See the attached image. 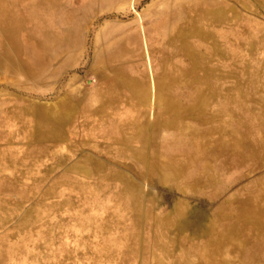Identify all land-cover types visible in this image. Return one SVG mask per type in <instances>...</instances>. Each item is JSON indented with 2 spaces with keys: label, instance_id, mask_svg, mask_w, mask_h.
I'll return each mask as SVG.
<instances>
[{
  "label": "rangeland",
  "instance_id": "rangeland-1",
  "mask_svg": "<svg viewBox=\"0 0 264 264\" xmlns=\"http://www.w3.org/2000/svg\"><path fill=\"white\" fill-rule=\"evenodd\" d=\"M0 264H264V0H0Z\"/></svg>",
  "mask_w": 264,
  "mask_h": 264
},
{
  "label": "bare ground",
  "instance_id": "bare-ground-1",
  "mask_svg": "<svg viewBox=\"0 0 264 264\" xmlns=\"http://www.w3.org/2000/svg\"><path fill=\"white\" fill-rule=\"evenodd\" d=\"M51 177V176H50Z\"/></svg>",
  "mask_w": 264,
  "mask_h": 264
}]
</instances>
